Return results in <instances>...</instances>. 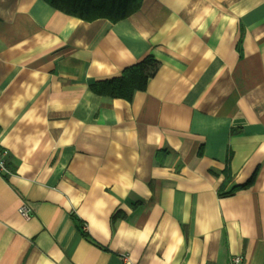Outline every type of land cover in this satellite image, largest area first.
<instances>
[{"label":"crops","instance_id":"obj_1","mask_svg":"<svg viewBox=\"0 0 264 264\" xmlns=\"http://www.w3.org/2000/svg\"><path fill=\"white\" fill-rule=\"evenodd\" d=\"M0 148V264H264V0H0Z\"/></svg>","mask_w":264,"mask_h":264},{"label":"trees","instance_id":"obj_2","mask_svg":"<svg viewBox=\"0 0 264 264\" xmlns=\"http://www.w3.org/2000/svg\"><path fill=\"white\" fill-rule=\"evenodd\" d=\"M51 6L67 14L92 21L98 18H107L119 21L129 17L139 10L143 0H46ZM158 62L152 55L143 61L128 67L123 74L105 81H96L91 84L92 89L100 95L111 97L131 98L138 90H144L148 80L155 75ZM255 175L245 185L235 186L230 192L240 188H247L254 182ZM87 235V233H85Z\"/></svg>","mask_w":264,"mask_h":264},{"label":"built area","instance_id":"obj_3","mask_svg":"<svg viewBox=\"0 0 264 264\" xmlns=\"http://www.w3.org/2000/svg\"><path fill=\"white\" fill-rule=\"evenodd\" d=\"M0 172H5V173L8 172L6 152L1 148H0ZM20 212L27 219L31 217V209L27 205H24L20 209ZM229 264H244V258L240 255L231 256Z\"/></svg>","mask_w":264,"mask_h":264}]
</instances>
